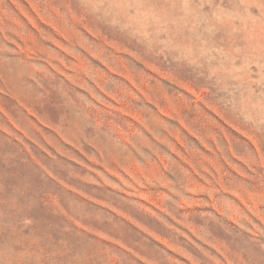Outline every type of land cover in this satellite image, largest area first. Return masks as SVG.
I'll return each mask as SVG.
<instances>
[{
	"label": "rangeland",
	"instance_id": "rangeland-1",
	"mask_svg": "<svg viewBox=\"0 0 264 264\" xmlns=\"http://www.w3.org/2000/svg\"><path fill=\"white\" fill-rule=\"evenodd\" d=\"M0 264H264V0H0Z\"/></svg>",
	"mask_w": 264,
	"mask_h": 264
},
{
	"label": "bare ground",
	"instance_id": "bare-ground-1",
	"mask_svg": "<svg viewBox=\"0 0 264 264\" xmlns=\"http://www.w3.org/2000/svg\"><path fill=\"white\" fill-rule=\"evenodd\" d=\"M252 9V8H251Z\"/></svg>",
	"mask_w": 264,
	"mask_h": 264
}]
</instances>
